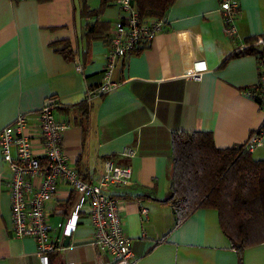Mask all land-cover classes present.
<instances>
[{
	"label": "crops",
	"instance_id": "1",
	"mask_svg": "<svg viewBox=\"0 0 264 264\" xmlns=\"http://www.w3.org/2000/svg\"><path fill=\"white\" fill-rule=\"evenodd\" d=\"M239 2L237 34L229 36L221 0H177L165 16L164 31L118 63L112 78L118 88L88 102V92L103 79L111 31L123 16L117 2L102 16L84 19L81 0H0V133L53 98L61 105L57 118L70 125L65 153L85 181L96 184L110 160L131 166L132 180L110 193L120 202L137 264H239L216 210H198L177 226L176 211L166 203L175 135L212 133L218 149H229L244 146L264 122V113L246 94L259 82L257 57L224 64L242 51L246 39L264 35V0ZM101 4L89 1L91 10ZM95 23L109 25L105 39H88ZM66 46L69 59L61 53ZM124 149L135 151L134 157L123 156ZM253 156L264 160V145ZM7 170L0 145V264H42L36 240L13 233ZM72 195L71 187L61 185L48 205L54 242L64 214L67 223L77 205L76 196L69 207ZM93 237L85 210L69 249L62 247V235L49 264H98ZM242 261L264 264V243L247 249Z\"/></svg>",
	"mask_w": 264,
	"mask_h": 264
},
{
	"label": "built area",
	"instance_id": "2",
	"mask_svg": "<svg viewBox=\"0 0 264 264\" xmlns=\"http://www.w3.org/2000/svg\"><path fill=\"white\" fill-rule=\"evenodd\" d=\"M130 1H117L123 16L111 31L103 79L97 88L88 92V102L116 90L119 85L112 78L118 63L148 47L167 26L166 18H141ZM221 9L225 33L235 36L239 0H221ZM262 44L264 46V40ZM258 66L259 82L246 90V94L264 113V59L258 60ZM78 70L81 72V67ZM194 79L200 81L201 75L196 74ZM60 107L55 99L49 98L40 111L20 115L13 125L0 133L2 157L8 167L5 179L11 199L13 233L17 238H34L42 264H49L50 255L58 248L52 236L54 228L48 205L60 186L67 185L78 197V202L65 234L72 236L81 213L86 210L94 231L91 246L96 250L98 264H137L132 240L121 216L120 202L110 193L111 189L125 186L132 180V167L117 166L110 160L105 163L104 173L96 184L85 181L65 153V132L70 125L57 118ZM263 145L264 122L244 146L246 151L254 153ZM36 148L41 153L35 152ZM122 155L134 157L135 151L124 149ZM141 214L148 219L147 209Z\"/></svg>",
	"mask_w": 264,
	"mask_h": 264
},
{
	"label": "trees",
	"instance_id": "3",
	"mask_svg": "<svg viewBox=\"0 0 264 264\" xmlns=\"http://www.w3.org/2000/svg\"><path fill=\"white\" fill-rule=\"evenodd\" d=\"M20 1V0H17ZM49 3L52 0H37ZM90 0H81V15L84 19L102 16L113 2L102 0L101 7L91 10ZM177 0H134L135 10L141 18H165ZM107 23L90 25L88 39H105ZM264 35L245 40V49L232 58L255 56L264 59ZM67 59L70 47L61 51ZM82 112L88 115L89 107ZM83 115V116H84ZM173 161L171 170L170 196L166 201L176 211L179 226L201 209L216 210L223 233L243 264L244 252L264 243V160H257L245 146L218 149L212 133H188L173 137ZM76 195L69 200L75 204ZM68 217V213L64 214ZM57 252L50 255L53 261Z\"/></svg>",
	"mask_w": 264,
	"mask_h": 264
},
{
	"label": "water",
	"instance_id": "4",
	"mask_svg": "<svg viewBox=\"0 0 264 264\" xmlns=\"http://www.w3.org/2000/svg\"><path fill=\"white\" fill-rule=\"evenodd\" d=\"M130 5H131L132 7L135 6V2H134V0H131V1H130ZM66 218H67L66 216L63 217L62 222H61V224H60V226H59V228H58V234H57V238H56V241H55V245L57 246V248L60 247V237H61L62 235H63V237H64V241H63V243H62V247H63L64 249H69L70 244H71L72 236H69V235H66V234H65V231H66V229H67V224H68V222L66 223Z\"/></svg>",
	"mask_w": 264,
	"mask_h": 264
},
{
	"label": "rangeland",
	"instance_id": "5",
	"mask_svg": "<svg viewBox=\"0 0 264 264\" xmlns=\"http://www.w3.org/2000/svg\"><path fill=\"white\" fill-rule=\"evenodd\" d=\"M90 1H93V0H90ZM94 1H98V2H100V0H94Z\"/></svg>",
	"mask_w": 264,
	"mask_h": 264
}]
</instances>
